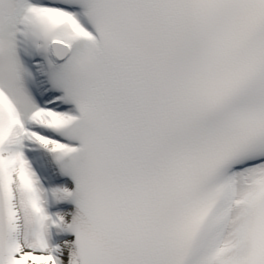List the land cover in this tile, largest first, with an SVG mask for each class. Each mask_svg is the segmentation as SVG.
<instances>
[{"label":"snow or ice","instance_id":"1","mask_svg":"<svg viewBox=\"0 0 264 264\" xmlns=\"http://www.w3.org/2000/svg\"><path fill=\"white\" fill-rule=\"evenodd\" d=\"M0 264H264V0H0Z\"/></svg>","mask_w":264,"mask_h":264}]
</instances>
